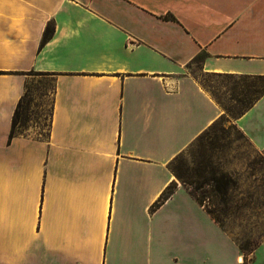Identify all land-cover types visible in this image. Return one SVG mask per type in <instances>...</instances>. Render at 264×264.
Masks as SVG:
<instances>
[{"label": "crops", "instance_id": "0c3cea01", "mask_svg": "<svg viewBox=\"0 0 264 264\" xmlns=\"http://www.w3.org/2000/svg\"><path fill=\"white\" fill-rule=\"evenodd\" d=\"M199 56L264 76V0H0V264H243L170 169L226 114ZM32 70L54 81L48 135L10 139ZM235 124L264 151V95Z\"/></svg>", "mask_w": 264, "mask_h": 264}, {"label": "rangeland", "instance_id": "374dc122", "mask_svg": "<svg viewBox=\"0 0 264 264\" xmlns=\"http://www.w3.org/2000/svg\"><path fill=\"white\" fill-rule=\"evenodd\" d=\"M202 59L199 56L187 69L224 109L237 112L264 91V78L205 73ZM41 73L37 70L27 73L31 102L28 121L25 127H19L24 134L47 136L51 125L54 81ZM236 117L226 112L223 120L218 118L215 125L180 153L174 165L189 181L186 186L190 190L203 185L197 191L206 195L205 204L214 209L218 223L244 256L243 264H248L252 247L264 240V151L257 150L235 124ZM213 173H225L232 179L224 199L216 197L211 186L203 183L204 177Z\"/></svg>", "mask_w": 264, "mask_h": 264}, {"label": "trees", "instance_id": "16d2710c", "mask_svg": "<svg viewBox=\"0 0 264 264\" xmlns=\"http://www.w3.org/2000/svg\"><path fill=\"white\" fill-rule=\"evenodd\" d=\"M54 27L55 26L53 24H51V23L48 24V26L45 29L43 38H42V44L46 43L47 41H49L52 38L53 33H54ZM41 74H43L45 76L47 73L42 72ZM248 77H250V76H248ZM254 77H256V76H254ZM258 77L264 78V76H258ZM263 95H264V91L261 93L260 97H262ZM28 96H29V94H28V86H27V90H26L25 94L21 97V99L17 105V108L15 110L14 116H13V123H12L11 132H10V139L14 138L17 135L24 134L23 132H19V127H25L26 122L28 121V118H29V105H30L31 101L28 100ZM260 97L257 98L254 102H250L249 104H247V106L245 108H243L237 112H233L228 107H225V110L227 113L232 114V115H237V116L241 115L242 113L247 111L249 108H251L254 105V103L258 99H260ZM223 118H224V115L221 116L219 119L223 120ZM219 119H217L214 123H212L210 125V127L215 125ZM210 127H208V128H210ZM178 156L170 164L172 165V171L179 178H181L184 181V184L186 185L189 183V181L186 180L185 176H183V174H181L178 171V167H175V165H174V161L179 159ZM203 183L211 186V190H212L213 194L216 195V197H221V199H224V197L228 193L230 184H232V179L225 173H221V174H218V173L214 174L213 173V174H210L209 176H205L203 179ZM202 186L203 185L200 183L197 190L200 189ZM197 190H191V192L195 195V197L198 199V201L202 205L205 206V208L213 216V218H215L216 221L219 222V220L215 214L214 209L210 206H207L204 202L206 195L202 196ZM173 191H174V187L170 186L168 188V190L166 192H164L161 195V197L158 199V202L156 203V205H158V207L161 206L166 201V199L173 193ZM257 246H258V244L253 246L251 251L253 249H255Z\"/></svg>", "mask_w": 264, "mask_h": 264}, {"label": "bare ground", "instance_id": "6f19581e", "mask_svg": "<svg viewBox=\"0 0 264 264\" xmlns=\"http://www.w3.org/2000/svg\"><path fill=\"white\" fill-rule=\"evenodd\" d=\"M243 257V256H242ZM243 262V261H242Z\"/></svg>", "mask_w": 264, "mask_h": 264}]
</instances>
